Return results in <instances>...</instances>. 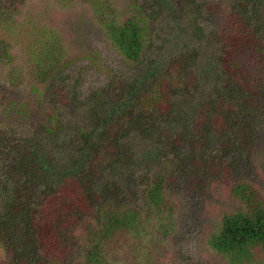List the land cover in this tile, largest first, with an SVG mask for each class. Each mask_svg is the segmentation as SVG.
<instances>
[{
    "label": "trees",
    "instance_id": "obj_1",
    "mask_svg": "<svg viewBox=\"0 0 264 264\" xmlns=\"http://www.w3.org/2000/svg\"><path fill=\"white\" fill-rule=\"evenodd\" d=\"M260 1L237 2L220 36L205 14L215 10L203 0H133L125 12H113L110 2L100 8L98 24L123 66L98 64L104 79L86 94L84 73L92 68L86 54H66L55 35L43 46L30 45L28 59L40 82L31 91L55 94L58 107L47 115L25 110L23 127L0 131V244L10 264H65L62 232L92 216L94 203L98 214L69 264H151L163 254L153 246L174 227L175 205L166 190L173 172L186 169L190 179L199 178L198 190L215 184L238 160L231 154L229 164L214 161L215 141L224 136L230 143L233 120L243 126L242 136L257 109L264 119V65L254 89L253 80L240 75L246 68L254 73V64L237 59L230 65L233 51L261 54ZM229 149L235 151L234 142L223 153ZM190 153L201 158L193 161ZM259 168L264 177V154ZM142 175L148 179L146 216L119 201L138 188ZM227 181L224 192L236 208L220 214L206 244L225 264H264L263 191L242 176ZM39 201L49 208L45 218L61 217L54 226L35 220ZM123 235L129 241L119 243ZM115 240L116 249L124 248L118 258L116 249L105 250Z\"/></svg>",
    "mask_w": 264,
    "mask_h": 264
},
{
    "label": "rangeland",
    "instance_id": "obj_2",
    "mask_svg": "<svg viewBox=\"0 0 264 264\" xmlns=\"http://www.w3.org/2000/svg\"><path fill=\"white\" fill-rule=\"evenodd\" d=\"M132 1L98 0L94 4L90 0H0V131L4 132L10 126L14 129L23 127L27 118H24L21 113L25 110L29 109L47 115L51 109L58 107L57 101L52 100L55 98V94L42 97L45 95V91H31L34 86L40 83L38 75L34 74L32 64L28 59L27 49L32 43L43 46L47 38L53 39L51 35H55L57 41L61 43V48L67 52L66 54H86L89 61L86 60L84 63L89 67L92 65L91 70L88 69L84 73L86 81L82 84V92L86 94L99 87L104 79L98 64L114 69H120L123 66L121 57L105 42L99 28L98 21L102 15L100 8H107L112 2L113 12L123 10L125 12L131 7ZM239 1L241 0H203L206 8L215 10L214 13L206 12L205 14L219 36L221 29L229 27L227 23L230 17H233L231 15L234 11L233 6ZM258 6L262 16H259L260 19L255 26H259L256 39L261 54L247 57L246 55L240 56L233 51L232 54L235 58L230 60V65L237 62V59L239 63L254 64V73H248L247 68L240 73L243 77L246 76L249 80H253L251 84L253 89L259 79L258 69L264 65L261 64L264 63V0H261ZM105 12L108 14V11ZM237 23L240 24V22ZM8 26L9 29H7ZM248 28L253 33L254 28ZM150 36L151 33L148 34V37ZM227 41L230 45V40ZM92 60L94 63H91ZM192 87L189 88V92L192 91ZM219 117L220 114L217 113L216 119ZM37 119L38 115L35 114L32 120L36 121ZM263 120L260 109H257L255 115L252 113V116L246 120L248 127L244 125L247 131L242 136L240 133L243 126L239 128L233 120L230 122L232 128L229 132V144L224 143V136L222 140H216V143L208 141V146L215 143L213 145L215 147L214 161L229 164L232 160L231 154L235 156V159L238 158L235 160V171L225 168L227 173H224L223 176H216L218 179H215V184L208 185L207 182L203 185V190H198L199 185L196 187L195 183L199 178L197 180L190 179L186 169L173 172L166 190L175 205L174 227L162 243L153 246L155 252H163V254L152 258L151 264H225L217 253L209 249L206 237L211 228L217 224L220 214L224 210L236 208L235 203L228 199L224 192L223 184H228V179L245 177L257 184L264 194V177L259 168L260 157L264 154ZM231 142H234L235 151L229 149L223 153V146L231 145ZM190 154L193 161L201 158L198 153ZM187 169L190 167L188 166ZM146 177L142 175L138 179L139 186L133 193L122 195L126 201L121 198L119 200L126 205L131 204L141 215L144 213L145 216L148 207L142 199V194L148 184ZM216 186H220L217 191ZM36 205L38 212L35 214V220L49 225L48 228L54 226L55 222L61 218L58 215L45 218V210L49 208L40 201ZM99 207L100 204L94 203V208L88 211H92V216H95L98 214ZM92 216L86 214L82 223L78 222L77 226L71 227L69 231L66 228L67 231L62 232L67 235L65 238L66 252L69 254L68 260L64 261L65 264H69L70 258L82 251L84 237L91 228L89 220L92 219ZM118 240L119 243L129 241L124 235ZM116 241L105 245V250L114 253ZM3 248L0 244V264H10V254L6 247ZM123 250L124 248L120 244L116 249L119 252L114 253L115 258H118V255L121 257Z\"/></svg>",
    "mask_w": 264,
    "mask_h": 264
}]
</instances>
